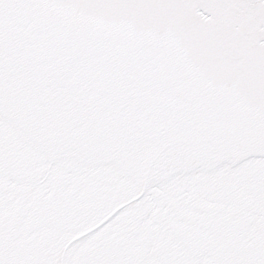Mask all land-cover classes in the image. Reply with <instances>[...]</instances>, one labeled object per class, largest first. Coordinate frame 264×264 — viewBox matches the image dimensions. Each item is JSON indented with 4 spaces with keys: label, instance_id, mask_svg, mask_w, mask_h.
<instances>
[{
    "label": "snow or ice",
    "instance_id": "1",
    "mask_svg": "<svg viewBox=\"0 0 264 264\" xmlns=\"http://www.w3.org/2000/svg\"><path fill=\"white\" fill-rule=\"evenodd\" d=\"M0 264H264V0H0Z\"/></svg>",
    "mask_w": 264,
    "mask_h": 264
}]
</instances>
